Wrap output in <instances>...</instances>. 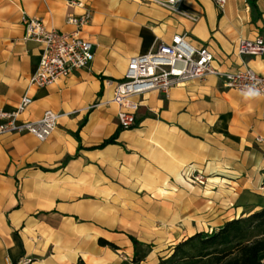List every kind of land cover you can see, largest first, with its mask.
Returning <instances> with one entry per match:
<instances>
[{
  "label": "crops",
  "instance_id": "1",
  "mask_svg": "<svg viewBox=\"0 0 264 264\" xmlns=\"http://www.w3.org/2000/svg\"><path fill=\"white\" fill-rule=\"evenodd\" d=\"M93 11L82 38L94 46L88 67L43 88L29 87L43 46L24 40L22 13L70 32L80 10L63 0H0V109L24 94L32 104L17 123L57 114L50 138L0 135V264H157L197 233L264 206V98L223 87L209 76L152 91L136 125L121 130L111 103L129 58L183 35L207 47L221 72L247 66L264 76V53L241 57L240 39H264V0H78ZM115 136V137H114ZM114 137L112 143L104 142ZM192 170L206 179L190 185ZM130 238L138 242L133 246ZM102 239L115 246H101Z\"/></svg>",
  "mask_w": 264,
  "mask_h": 264
},
{
  "label": "built area",
  "instance_id": "2",
  "mask_svg": "<svg viewBox=\"0 0 264 264\" xmlns=\"http://www.w3.org/2000/svg\"><path fill=\"white\" fill-rule=\"evenodd\" d=\"M63 1L80 10L79 14L66 17V24L73 28L70 32L47 28L42 20L22 13L24 40L43 46L38 68L28 81L29 87L53 85L72 72L88 67L94 59V46L82 38L84 28L92 20V9L78 0ZM227 1L213 0L220 9ZM180 3L182 0L159 2L168 10L195 21L194 17L177 9ZM263 53L264 39L260 36L252 40L240 39L237 43V54L241 57H257ZM213 63V54L207 47L193 46L185 36L179 34L174 35L168 43L156 44L145 55L129 58L123 79L114 82L111 100L118 107L119 128L128 130L135 127L136 112L140 105L134 98L152 91L167 96L174 87L209 76L220 78L225 89L253 98H264V76L256 74L247 66L234 72H221ZM31 104L32 100L26 93L13 111L0 109V135L27 133L40 142L48 140L57 127V114L52 111H45L35 122L17 123ZM256 142L262 144L264 150L263 138L257 137ZM185 179L190 185H203L206 182L204 176L192 169ZM20 263L29 264L30 260L24 259Z\"/></svg>",
  "mask_w": 264,
  "mask_h": 264
},
{
  "label": "trees",
  "instance_id": "3",
  "mask_svg": "<svg viewBox=\"0 0 264 264\" xmlns=\"http://www.w3.org/2000/svg\"><path fill=\"white\" fill-rule=\"evenodd\" d=\"M246 2L257 11L256 0ZM114 137L104 145L112 143ZM130 240L134 247L138 245L133 238ZM98 243L115 249L105 240ZM141 258H133L132 263L137 264ZM157 264H264V206L209 233H197L182 240L167 256L159 258Z\"/></svg>",
  "mask_w": 264,
  "mask_h": 264
},
{
  "label": "rangeland",
  "instance_id": "4",
  "mask_svg": "<svg viewBox=\"0 0 264 264\" xmlns=\"http://www.w3.org/2000/svg\"><path fill=\"white\" fill-rule=\"evenodd\" d=\"M206 183V182H205ZM194 185V184H193ZM204 185V184H203ZM133 264V263H132Z\"/></svg>",
  "mask_w": 264,
  "mask_h": 264
}]
</instances>
